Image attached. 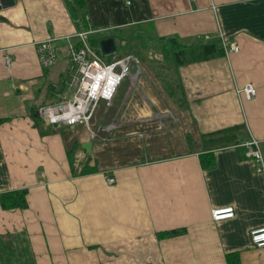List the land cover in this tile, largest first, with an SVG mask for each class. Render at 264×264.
Here are the masks:
<instances>
[{"label": "crops", "instance_id": "0c3cea01", "mask_svg": "<svg viewBox=\"0 0 264 264\" xmlns=\"http://www.w3.org/2000/svg\"><path fill=\"white\" fill-rule=\"evenodd\" d=\"M1 1L13 4L0 9V194L28 189V207L0 204V264H264L250 240L264 227V170L246 146L257 139L264 161V0H85L95 31L153 24L159 36L241 47L179 68L185 108L141 63L98 136L38 113L72 96L67 37L79 25L68 0ZM50 38L58 57L44 68L37 43ZM247 85L250 99L237 93ZM222 130L230 146L207 137ZM207 151L216 163L205 170ZM87 161L98 171L81 175ZM230 207L232 218L213 220ZM175 229L185 232L158 237Z\"/></svg>", "mask_w": 264, "mask_h": 264}, {"label": "built area", "instance_id": "2783aa9c", "mask_svg": "<svg viewBox=\"0 0 264 264\" xmlns=\"http://www.w3.org/2000/svg\"><path fill=\"white\" fill-rule=\"evenodd\" d=\"M131 5V0H124ZM3 3L0 1V6ZM4 7H0L3 9ZM95 30H79L67 37V53L70 60L68 85L73 90L70 99L64 98L61 102L41 107L39 115L48 120L52 125H74L79 122L89 126L90 120L100 101H105L110 106L115 100L124 81L131 77L135 79L141 71V62L133 54L116 56L112 61L105 58L90 43V37ZM55 39H46L37 43V52L41 65L49 68L55 64L58 52L54 46ZM225 54L240 51L238 43L230 47L223 43ZM8 63L11 60L8 58ZM134 67L137 69L132 75ZM239 95L252 98L256 89L252 85L237 89ZM92 133V131H91ZM94 136V134L92 133ZM248 157L255 158L260 163V171L264 170V161L259 148V141L252 139L246 143ZM107 183L113 185L115 179L106 176ZM234 216L233 208H218L212 211L214 221H222ZM251 243L255 247H264V227L250 232Z\"/></svg>", "mask_w": 264, "mask_h": 264}, {"label": "trees", "instance_id": "16d2710c", "mask_svg": "<svg viewBox=\"0 0 264 264\" xmlns=\"http://www.w3.org/2000/svg\"><path fill=\"white\" fill-rule=\"evenodd\" d=\"M11 4H13V1L9 3L6 2L5 6H10ZM85 7V0H68L69 11L73 19L78 23L79 30L91 29L86 21ZM90 38L92 46L98 49L99 53L108 62L112 61L116 56L133 54L140 62L146 63L149 61L147 58L149 52L152 51L155 54L161 55L162 59L149 61L148 64L161 81L163 88L181 108H185L186 98L184 87L178 77L179 68L225 55L222 45L223 41L218 37H213L208 40L198 37L183 40L176 35L159 36L153 24L114 28L101 32L95 31ZM107 38H114L117 45V53L112 54L110 57L103 55L99 48L100 41ZM68 81L69 70L67 73V82ZM63 99L59 100L57 103L61 102ZM5 120L6 119H0V124L5 122ZM207 137H210V141L212 142L219 140L221 144H224L223 147L231 145V136L227 135L226 130L212 133ZM216 137H218V139H215ZM68 155L70 164L73 165V154L69 152ZM200 160L205 170L212 168L216 163L215 155L210 151L200 155ZM81 168V175L98 171L96 161H93L91 164L87 161ZM27 194L28 189L2 193L0 194L1 207L5 210L27 209ZM184 232L185 229L164 231L158 233V237L160 239L170 238L183 234Z\"/></svg>", "mask_w": 264, "mask_h": 264}, {"label": "rangeland", "instance_id": "374dc122", "mask_svg": "<svg viewBox=\"0 0 264 264\" xmlns=\"http://www.w3.org/2000/svg\"><path fill=\"white\" fill-rule=\"evenodd\" d=\"M95 38H97V37H95ZM90 43H91V38H90ZM126 53H128V52H126ZM105 56H109L110 57L112 55H105ZM147 58H148L149 61H156L157 59H162V56L159 55V54H155L154 52L151 51V52H149L147 54ZM148 62H146V63H148ZM141 63H143V62H141ZM135 70H136V68H135ZM127 79L131 80V77H129ZM72 94H73V92H71V95ZM106 110H108V111H106ZM113 114L114 113H112V109L111 108L108 109L107 104H106L105 101H100L99 102V104H98V106H97V108H96V110H95V112H94V114L92 116V119L90 120V123H89V125L92 128V130L94 132H96L97 136L99 135V128L98 127H99L100 124H105V125L111 126L110 124H115L116 123V122H111L112 120H116V118L114 117L115 115H113ZM103 115H106V116H104L106 118H104V121L101 123V118H103ZM109 118H110V120H109ZM47 122H49V121H47Z\"/></svg>", "mask_w": 264, "mask_h": 264}, {"label": "water", "instance_id": "95a60500", "mask_svg": "<svg viewBox=\"0 0 264 264\" xmlns=\"http://www.w3.org/2000/svg\"><path fill=\"white\" fill-rule=\"evenodd\" d=\"M100 51L103 55H112L117 53V45L114 38L103 39L99 43ZM91 144L88 143L84 145L88 151H90Z\"/></svg>", "mask_w": 264, "mask_h": 264}, {"label": "bare ground", "instance_id": "6f19581e", "mask_svg": "<svg viewBox=\"0 0 264 264\" xmlns=\"http://www.w3.org/2000/svg\"><path fill=\"white\" fill-rule=\"evenodd\" d=\"M1 1V0H0ZM2 2V1H1ZM3 3V2H2ZM0 7H4V4H2Z\"/></svg>", "mask_w": 264, "mask_h": 264}]
</instances>
